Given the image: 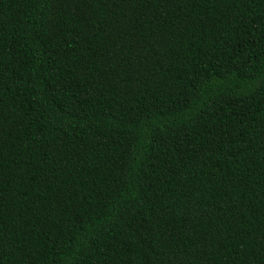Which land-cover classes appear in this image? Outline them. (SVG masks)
Instances as JSON below:
<instances>
[{
  "label": "trees",
  "instance_id": "16d2710c",
  "mask_svg": "<svg viewBox=\"0 0 264 264\" xmlns=\"http://www.w3.org/2000/svg\"><path fill=\"white\" fill-rule=\"evenodd\" d=\"M0 264H264V0H0Z\"/></svg>",
  "mask_w": 264,
  "mask_h": 264
}]
</instances>
